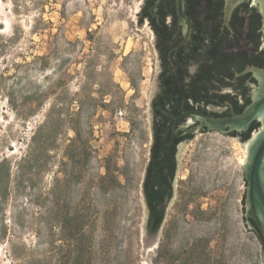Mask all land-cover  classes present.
<instances>
[{"label": "rangeland", "instance_id": "1", "mask_svg": "<svg viewBox=\"0 0 264 264\" xmlns=\"http://www.w3.org/2000/svg\"><path fill=\"white\" fill-rule=\"evenodd\" d=\"M139 0H0V264H264L237 137L195 135L143 255L153 36Z\"/></svg>", "mask_w": 264, "mask_h": 264}, {"label": "trees", "instance_id": "2", "mask_svg": "<svg viewBox=\"0 0 264 264\" xmlns=\"http://www.w3.org/2000/svg\"><path fill=\"white\" fill-rule=\"evenodd\" d=\"M223 1L183 0L186 33L179 28L176 0H144L137 14L139 24L146 22L154 33L161 68L157 89L150 102L155 161L146 168L142 181L147 207L145 230L150 235L158 232L164 218V210L160 207L172 194L170 181L173 168L161 156L169 153L172 142L192 138L191 134L183 132L179 136L176 130H171V125L174 127L177 115L194 109L214 117L224 116L223 113L205 110L208 105L220 106L217 100H225L224 96L208 89L205 83L207 80L220 82L226 77V72L240 69V63L249 51V43L243 40V34L260 23L258 16L240 8L232 11L231 21L221 23ZM251 18L254 21L245 23ZM192 63L196 64L198 73L187 77L185 69ZM186 78L189 81H185ZM248 136L245 134L239 139L243 141ZM152 166L153 170L150 169ZM2 182L0 180V185ZM69 264H93V251L76 248L71 253Z\"/></svg>", "mask_w": 264, "mask_h": 264}, {"label": "water", "instance_id": "3", "mask_svg": "<svg viewBox=\"0 0 264 264\" xmlns=\"http://www.w3.org/2000/svg\"><path fill=\"white\" fill-rule=\"evenodd\" d=\"M144 0H139L135 12V22L138 27L148 28L146 22L142 25L138 22V12L143 4ZM246 0H224L223 10V22L228 23L232 11ZM255 6H257L264 27V0H249ZM176 9L179 17V23L184 28L186 23L185 16L183 14V0H176ZM149 29V28H148ZM157 59L154 49V80L149 98V126L151 136V114H150V102L156 90V74H157ZM247 71L252 72L256 78L258 85L253 89L252 98L250 103L239 114H235L232 110L228 111V115L222 117H214L207 114H203L197 111H188L183 113L186 116L184 133H192L195 135L202 133L201 131H216L226 136H232L231 133H239L246 131L248 126L256 121L258 127L252 130L247 139L241 140L242 144H248L246 148L245 163L242 165L243 174V197L241 202L242 220L246 230L253 231L257 239L261 244L262 257L264 246V68L248 67ZM208 110L212 112L225 111L224 106L216 107L210 106ZM175 128V125H174ZM175 131V129L173 130ZM193 136V137H194ZM235 137V136H233ZM239 139V138H238ZM240 140V139H239ZM188 142V141H187ZM184 142L179 145L177 151V168L182 152V148L186 145ZM149 157V153H148ZM148 161V158H147ZM147 165V162H146ZM176 168V172H177ZM146 170V167H145ZM175 177L172 184V197L166 204L164 209V217L166 211L171 204L175 195ZM145 175V172H144ZM144 178V177H143ZM142 189V188H141ZM143 199V223L141 229V252L145 255L151 247L157 241L161 226L158 232L154 235H150L145 230L147 207ZM164 220V218H163ZM163 223V222H162ZM264 263V261H263Z\"/></svg>", "mask_w": 264, "mask_h": 264}, {"label": "flooded vegetation", "instance_id": "4", "mask_svg": "<svg viewBox=\"0 0 264 264\" xmlns=\"http://www.w3.org/2000/svg\"><path fill=\"white\" fill-rule=\"evenodd\" d=\"M236 8H240L241 9H248L250 12V14L252 15H256L259 17L260 23L258 24V26L256 27L255 25L252 27V29H248L244 32L243 34V40L248 42L249 45L247 46V48H249L248 54L247 56L241 61L240 63V69H232L229 72H226L227 74H225V78H223L220 82H214L213 80H207L206 81V86L208 87V89L210 90H214V92L217 93V95L219 96H224L225 100H217L216 102L220 105V106H224L225 107V111L220 112L223 113L224 116L228 115V111L232 110L235 114H239L243 111V109L250 103L251 98H252V92L253 89L258 85V82L256 80V78L254 77V75L252 74V72L247 71L246 69L248 67H257V68H264V27L262 24V18L260 15V12L257 8V6H255L253 3H251L249 0L244 1L242 4L238 5ZM223 10H224V1H223V7L221 10V23L223 22ZM249 15V16H251ZM232 20V16L230 17V20ZM254 21L252 18L245 21V23H250ZM170 24V23H167ZM180 26V31L182 33H186L187 32V24L184 23V28L181 25V23H179ZM149 28V26H148ZM254 28V29H253ZM150 32L152 33L153 36V47L155 49V54H156V59H157V74H156V89H157V78L159 73L161 72V68H160V60L158 57V52L156 51L155 48V36L153 31L149 28ZM198 73V69L196 64H188L186 69H185V74L187 75V77H190L192 75H195ZM185 81H189V78H186ZM156 91V90H155ZM215 102V103H216ZM210 106H216L214 105H208L206 106L205 110L212 112L210 110H208V108ZM220 106H216V107H220ZM196 108V107H195ZM189 111H197V112H201L198 109H194V110H189ZM188 112V111H184L183 113ZM182 113V114H183ZM202 113V112H201ZM217 113V112H216ZM151 114V112H150ZM177 115V121L175 122V128L173 127V124L171 125V130H176L177 134L183 132L186 129L185 126V121H186V116L183 115ZM204 114V113H203ZM174 121H172L173 123ZM258 127V123L256 121H253L247 128L246 131H242L239 133H231L230 135L235 136L237 138L243 137L245 134H250V132L252 130H255ZM201 132H205V131H201ZM192 135V138L194 136V134L189 133ZM191 138V139H192ZM189 140H183V141H179L177 143L172 142L170 145H173L171 148H169L168 150V154L166 155V153H164L161 157H163V159L167 160L169 163H171V166L173 168L172 170V179H171V193H172V184H173V180L175 177V172H176V168H177V151H178V147L180 144L190 141ZM152 144H153V130H152V116H151V141H150V146H149V157H148V161H147V165L146 168L151 166V164H154L155 158H153V150H152ZM173 150V152H171ZM153 170V166L150 168ZM146 171V170H145ZM172 197V194H171ZM167 198L165 199V203L164 205H162L163 207H160V209H165L166 204L169 202V200L171 199Z\"/></svg>", "mask_w": 264, "mask_h": 264}, {"label": "bare ground", "instance_id": "5", "mask_svg": "<svg viewBox=\"0 0 264 264\" xmlns=\"http://www.w3.org/2000/svg\"><path fill=\"white\" fill-rule=\"evenodd\" d=\"M247 145H248V144H243V147L245 148V151H246Z\"/></svg>", "mask_w": 264, "mask_h": 264}]
</instances>
